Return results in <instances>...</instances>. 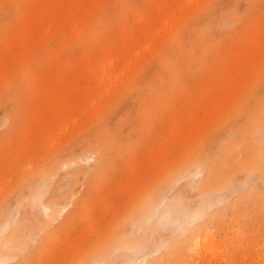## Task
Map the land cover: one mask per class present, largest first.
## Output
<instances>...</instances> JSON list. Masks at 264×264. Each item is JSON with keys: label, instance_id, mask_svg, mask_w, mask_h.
Returning a JSON list of instances; mask_svg holds the SVG:
<instances>
[{"label": "rangeland", "instance_id": "1", "mask_svg": "<svg viewBox=\"0 0 264 264\" xmlns=\"http://www.w3.org/2000/svg\"><path fill=\"white\" fill-rule=\"evenodd\" d=\"M160 190L218 204L122 254ZM3 222L10 264H264V0H0Z\"/></svg>", "mask_w": 264, "mask_h": 264}, {"label": "bare ground", "instance_id": "2", "mask_svg": "<svg viewBox=\"0 0 264 264\" xmlns=\"http://www.w3.org/2000/svg\"><path fill=\"white\" fill-rule=\"evenodd\" d=\"M46 174L42 175L44 178V182H39L37 185V191L38 194L34 198L33 204L35 207H39L41 211L44 213L47 221L46 222H52L54 220L62 219L60 218L62 215H65L66 213H69V206L70 204L61 207V203L59 202L58 198H54L50 203H44L43 199L44 197L49 193L50 186L46 180L45 177ZM164 191V190H163ZM162 190L158 191L156 194H154L152 200H149L145 207L143 208L140 219L138 220V226L139 230L142 233L141 237H138V239L135 241L134 245L131 247H120L119 251L122 252H132L135 256L142 250L141 248L144 246L145 243H147L146 239L148 238L147 234L151 230V226L153 225L154 218L157 216V213H160L161 206L164 204L165 212L163 216L159 217V223L161 226L170 224V229L176 233L181 234H187L189 232H196L198 230L199 224H197L200 220L206 218L207 211L210 209H214V206H216L215 200H208L204 203H200V207L196 206L195 209H189L185 206V204H178L174 205L171 199L166 198L165 196L162 197L161 193H163ZM58 195V194H57ZM70 198H65V201H70ZM175 199V198H174ZM177 199V198H176ZM182 201V200H181ZM72 202V201H71ZM184 203V202H183ZM67 204V203H66ZM162 208V209H164ZM68 210V211H67ZM195 210V211H194ZM66 212V213H65ZM182 214V217L180 218ZM159 224V225H160ZM172 226V227H171ZM10 230V224L9 222H3L0 225V264H10L17 258V251H20L21 249L16 246L14 241L8 237V234ZM13 233L17 234L19 238L25 237V235H22L21 230H15ZM175 233V234H176ZM33 231H30L29 235L32 236ZM3 237L7 238L4 241H2ZM26 238H28V234L26 235ZM203 244V241L197 237L195 239V246H201ZM146 245V244H145ZM147 249V248H146ZM196 249V248H195ZM143 251V250H142ZM145 252V251H144ZM124 254V253H122ZM145 254V253H143ZM136 257H140V254H138ZM142 257V256H141ZM145 257V256H144ZM148 257V255H147ZM140 262H144V260H141ZM12 261V262H11ZM129 262L130 260L127 259ZM15 262V261H14ZM138 261H136L137 264ZM96 263V262H95ZM125 263V262H124ZM133 263V262H129ZM146 262H144L145 264ZM99 264V262H98ZM109 264V263H108ZM128 264V263H126ZM135 264V263H134Z\"/></svg>", "mask_w": 264, "mask_h": 264}]
</instances>
